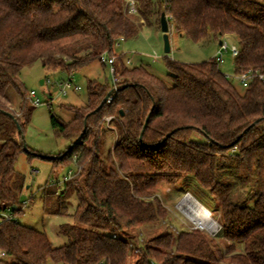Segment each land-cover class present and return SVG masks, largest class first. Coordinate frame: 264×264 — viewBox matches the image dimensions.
Wrapping results in <instances>:
<instances>
[{
	"label": "trees",
	"instance_id": "16d2710c",
	"mask_svg": "<svg viewBox=\"0 0 264 264\" xmlns=\"http://www.w3.org/2000/svg\"><path fill=\"white\" fill-rule=\"evenodd\" d=\"M134 1L132 13L128 0H0L1 210L23 212L10 181L19 154L34 156L23 142L31 116L20 78L25 65L40 60L74 70L115 55L119 36L135 38L144 23L160 24L165 13L170 27L195 42L234 34L240 47L235 71L264 68V2ZM115 56L121 78L110 102L95 110L113 86L90 79L85 106L62 105L74 112L71 120L50 115L71 143L87 124L75 146L52 158L57 167L75 161L79 169L61 193L77 197L74 223L60 226L68 242L54 246L46 231L5 220L0 249L12 260L6 264H130L131 242L121 233L165 220L169 209L159 190L180 181L197 199L203 189L215 198V209L205 206L219 212V232L188 227L152 235L138 246L133 264H264V83L255 78L240 92L214 56L192 63L166 56L167 84L147 66L128 67L123 54ZM10 87L22 98L17 110ZM114 130V148L104 155ZM194 132L205 141L193 140ZM189 175L201 185L195 191Z\"/></svg>",
	"mask_w": 264,
	"mask_h": 264
},
{
	"label": "rangeland",
	"instance_id": "374dc122",
	"mask_svg": "<svg viewBox=\"0 0 264 264\" xmlns=\"http://www.w3.org/2000/svg\"><path fill=\"white\" fill-rule=\"evenodd\" d=\"M260 1L264 2V0ZM225 35L232 36L238 42L235 35ZM170 43L171 51L166 54L161 24L152 19L148 25L144 23L137 37L123 39L119 41V44H114V53L115 55L123 54L122 62L128 67L145 65L167 84H171L172 79L166 65V56L187 63L199 62L213 57L219 48L215 39L195 42L184 34L181 36L173 25L170 28ZM128 59L131 60L129 64L126 62ZM121 67L122 63L116 62V72L112 74L109 66L102 59L94 60L74 70L65 67H44L40 60H36L21 69L20 78L27 95L31 90H35L41 103L34 104L30 100L28 102L31 116L30 121L25 124L24 139L29 150L32 149L34 156H30L26 151L19 154L15 163L16 172L10 184L18 192L21 202L28 201V204L21 209L23 212L19 215L20 222L46 231L54 246H61L68 242V238L60 233V226L64 223H74L71 214L77 206V197L74 192L61 194L64 189L63 177L69 171L78 174L79 169L75 161L58 167L54 165L55 160L52 158L60 156L62 152L65 153L71 142L59 135L52 127L50 115L54 114L65 121L71 120L74 112L62 105L85 106L89 99L88 82L90 79L98 82L108 81L113 87L117 86L121 78ZM219 67L233 79L236 88L243 92L244 87L231 76L235 72V65L229 52L225 53V61L219 64ZM71 74L73 85H79L81 89L75 90L73 86L63 93L60 83L67 81ZM8 94L14 109H19L22 99L20 93L10 87ZM192 139L205 141L206 138L202 133L194 132ZM115 140V130L110 131L105 141L104 155L109 149L113 150ZM44 155L47 158L42 157ZM187 182L192 186L190 190L195 191L201 187L199 181L191 175L187 177ZM188 192L187 186L181 181L178 184L162 186L159 194L169 209L168 217L165 220L128 229L121 233L131 242L130 264L135 263L137 253H139L138 246L143 240L164 231H179L191 225L186 211L180 207V202ZM198 197L202 204L215 209L217 201L209 191L203 189ZM212 217L218 221L219 212L212 214ZM217 241L222 244L221 239ZM9 261H12L11 258ZM49 264L61 263L49 260Z\"/></svg>",
	"mask_w": 264,
	"mask_h": 264
},
{
	"label": "built area",
	"instance_id": "2783aa9c",
	"mask_svg": "<svg viewBox=\"0 0 264 264\" xmlns=\"http://www.w3.org/2000/svg\"><path fill=\"white\" fill-rule=\"evenodd\" d=\"M128 1H129V11L132 13L136 12L135 1L134 0H128ZM123 39H124V36H119L115 42V45L119 44V41L123 40ZM220 40H221V43H218L219 48L216 51V53L214 54L215 59L217 60V62L219 64H221L225 61V53L229 52L231 57L233 58L234 65H235V59L237 58L239 51H240V47H239L238 42L233 41L228 35L221 36L219 38L218 42ZM101 59H102V61H104L109 66L110 72L112 74H115L116 62H118L116 56L104 54V55H102ZM126 62L130 63L131 60L128 59ZM231 76L236 78L241 86H243L244 88H247L249 83L252 80H254L255 78H257L258 80H260L261 82L264 83V68L248 67L244 70L235 71L234 74ZM72 79H73V75L71 74L70 78L67 81H63L60 83L61 91L63 93H66L69 88H72L74 86ZM115 88H117V86H115ZM74 89L80 90L81 86L76 85V86H74ZM27 98L30 101H32L34 104L41 103V100L36 95L35 90H31L29 92V95H27ZM111 100H112V95L109 97L108 102H110ZM111 119H112V116L106 117V121L108 123L107 124L108 126H109V122ZM76 173H74L73 171H69V173L63 177V180L66 181V180L70 179ZM188 193H191V192H188ZM27 204H28V201L24 200L23 204L21 205V209L24 208ZM208 210H209L211 218L214 219V217H212L211 210L210 209H208ZM188 218L191 222V225L189 226L191 229H199V230L205 231L211 236H215L220 229V224L215 219H214V221L216 222V225L218 227L216 226L217 228L213 230L212 227H208V225H206L205 220L199 219L198 221H196V220L191 219L189 216H188ZM5 220L20 221L19 215L15 214L11 208H8L6 210L0 209V223L5 221ZM9 259H10L9 254L4 249H0V264H6V262L9 261Z\"/></svg>",
	"mask_w": 264,
	"mask_h": 264
},
{
	"label": "bare ground",
	"instance_id": "6f19581e",
	"mask_svg": "<svg viewBox=\"0 0 264 264\" xmlns=\"http://www.w3.org/2000/svg\"><path fill=\"white\" fill-rule=\"evenodd\" d=\"M180 207L186 211L187 215L198 221L199 219L205 220L208 227L216 229L217 225L213 218H211L208 208L202 204L193 194L187 193L183 200L180 202Z\"/></svg>",
	"mask_w": 264,
	"mask_h": 264
},
{
	"label": "water",
	"instance_id": "95a60500",
	"mask_svg": "<svg viewBox=\"0 0 264 264\" xmlns=\"http://www.w3.org/2000/svg\"><path fill=\"white\" fill-rule=\"evenodd\" d=\"M160 24H161V29L163 31V38H164V52L167 54L171 51V43H170V24L168 22V19L166 17V14L165 13H162L161 14V18H160ZM218 43H221V40L218 42ZM41 82H44V80H41ZM117 90V88L112 87V89L108 92V94L104 97L103 101L101 102V104L95 109V110H98L101 108V106L108 101L109 97L113 94V92ZM121 113H123V110H121ZM12 115V114H11ZM148 120H149V115L147 116L145 122H144V127H143V130L141 132V135H140V139L142 140V136H143V131L148 123ZM253 125V123H252ZM251 125V126H252ZM87 129V124L85 123L84 125V128L82 130V132L79 134V136L71 143V145L69 146L68 149L72 148L73 146H75L82 138L83 134L85 133ZM19 131L21 132V129L19 128ZM23 142H24V147L25 149H27V145L25 143V139H24V136H23ZM67 149V150H68ZM46 156V155H44ZM16 207V206H15Z\"/></svg>",
	"mask_w": 264,
	"mask_h": 264
},
{
	"label": "crops",
	"instance_id": "0c3cea01",
	"mask_svg": "<svg viewBox=\"0 0 264 264\" xmlns=\"http://www.w3.org/2000/svg\"><path fill=\"white\" fill-rule=\"evenodd\" d=\"M180 35L182 36L183 34L180 33ZM234 35V34H233ZM233 41H236L232 36L230 37ZM216 40V39H215ZM219 39H217L216 41L218 42ZM129 64V63H128ZM149 69V68H148Z\"/></svg>",
	"mask_w": 264,
	"mask_h": 264
}]
</instances>
